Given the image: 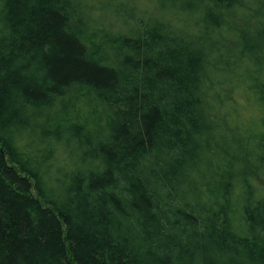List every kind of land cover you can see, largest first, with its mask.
<instances>
[{"label": "trees", "instance_id": "16d2710c", "mask_svg": "<svg viewBox=\"0 0 264 264\" xmlns=\"http://www.w3.org/2000/svg\"><path fill=\"white\" fill-rule=\"evenodd\" d=\"M262 182L264 0H0V264H264Z\"/></svg>", "mask_w": 264, "mask_h": 264}, {"label": "rangeland", "instance_id": "374dc122", "mask_svg": "<svg viewBox=\"0 0 264 264\" xmlns=\"http://www.w3.org/2000/svg\"><path fill=\"white\" fill-rule=\"evenodd\" d=\"M235 97H236V99H237L238 101L241 100V97H240L239 95H236ZM244 115H245V113H244ZM262 183H263V182H262ZM263 184H264V183H263Z\"/></svg>", "mask_w": 264, "mask_h": 264}]
</instances>
